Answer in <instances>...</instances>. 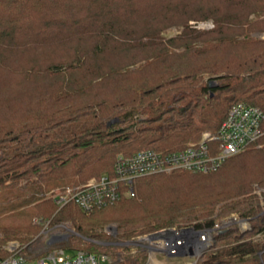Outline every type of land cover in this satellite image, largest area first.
Returning a JSON list of instances; mask_svg holds the SVG:
<instances>
[{
    "label": "trees",
    "instance_id": "16d2710c",
    "mask_svg": "<svg viewBox=\"0 0 264 264\" xmlns=\"http://www.w3.org/2000/svg\"><path fill=\"white\" fill-rule=\"evenodd\" d=\"M263 35L264 0H0V260L40 231L34 216L96 239L115 223L125 241L237 213L251 229L214 233L199 264H264V135L215 171L139 177L135 197L91 212L46 198L112 174L119 154L184 148L236 103L264 113Z\"/></svg>",
    "mask_w": 264,
    "mask_h": 264
},
{
    "label": "built area",
    "instance_id": "2783aa9c",
    "mask_svg": "<svg viewBox=\"0 0 264 264\" xmlns=\"http://www.w3.org/2000/svg\"><path fill=\"white\" fill-rule=\"evenodd\" d=\"M263 111L253 105L239 102L231 106L226 118L216 131L206 130L199 140L184 148L161 151L144 148L131 155L119 154L113 173H105L85 183L68 185L54 195L55 202L63 205L74 203L91 212L123 198L135 197L134 182L148 175H167L177 170L210 172L217 170L229 157L240 153L264 135ZM222 225L197 230L192 227L161 230L148 236L152 249L164 250L168 255L192 253L199 255L212 242V235L222 232ZM107 257L83 250L55 249L40 256L33 264H101ZM0 264H27L23 257L12 255Z\"/></svg>",
    "mask_w": 264,
    "mask_h": 264
},
{
    "label": "rangeland",
    "instance_id": "374dc122",
    "mask_svg": "<svg viewBox=\"0 0 264 264\" xmlns=\"http://www.w3.org/2000/svg\"><path fill=\"white\" fill-rule=\"evenodd\" d=\"M190 23L193 24L195 22L191 21ZM196 23H197V27L204 29L212 28L214 26L213 20L199 21ZM178 32H179L178 28H171L166 32V36H172L174 34H177ZM210 83L215 84L213 80ZM91 178L79 183H85ZM61 189L62 188H57L50 191L46 198H50L55 202L54 195H56V193L59 192ZM253 193L257 195V197H259L261 201V205H264V187L259 186L258 184H254ZM136 195H137V191H136ZM58 207L61 208L59 205ZM262 214H264V210ZM33 222L41 226L40 231L36 234V236L33 237L31 241L23 245H21L16 240L9 241L5 246V249H7L9 253L7 257H10L12 255L23 257V259L27 262V264H33L37 258L55 249L63 248V249H67L68 251H71L68 248L76 246L75 238L80 237L83 240L84 244L85 243L97 244L99 246V251H104L100 255L104 254L107 257V260L105 262H111L112 264H120L128 257V255L133 258V259L131 258L132 260H134L132 262H136L137 260L136 264H199L203 253L206 250H208V248L212 244L211 242V244L207 248H205L199 255H196L195 253L192 254L190 252L179 253L176 255H168L164 250L152 249L150 247L151 246L149 244L150 241L147 240L148 236L154 235L155 233L161 230H168V229L176 230L186 226L195 228L194 223L197 222V220H192L191 222L185 224L182 227L173 226L168 228H162L151 233L135 236L130 240H125V241L124 240L121 241L117 237L118 230L115 223H108L104 226V228L99 229V231L107 235V237L96 239V238H87L82 236L74 228V225L70 220H62L52 223L50 219L43 218L42 216H34ZM217 223L222 225L221 230L223 231L230 227H237L241 232H246L251 229L252 222L249 218L241 217L237 213H230L227 214L225 217L218 219ZM197 230H201V229H197ZM108 236L111 238H109ZM256 237H261V235L257 234ZM105 250L108 251L109 253L106 252ZM143 251H145L146 256L144 258L141 257L140 260L136 259L137 258L136 256H138V254H140ZM261 254L262 253H260V255Z\"/></svg>",
    "mask_w": 264,
    "mask_h": 264
}]
</instances>
